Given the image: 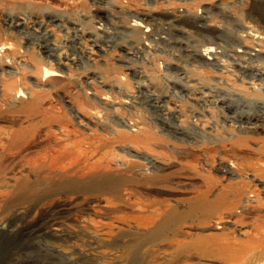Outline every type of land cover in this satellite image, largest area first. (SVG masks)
Wrapping results in <instances>:
<instances>
[{
  "label": "rangeland",
  "instance_id": "1",
  "mask_svg": "<svg viewBox=\"0 0 264 264\" xmlns=\"http://www.w3.org/2000/svg\"><path fill=\"white\" fill-rule=\"evenodd\" d=\"M104 2L0 0V264H264V119L248 133L241 116L264 115V0ZM206 10L213 25L195 28ZM154 21H181L191 50L225 52L205 64L143 48ZM221 57L239 77L219 85ZM203 93L237 119L200 107ZM174 109L177 125L164 120ZM221 191L234 206L207 211ZM226 242L251 249L226 259Z\"/></svg>",
  "mask_w": 264,
  "mask_h": 264
},
{
  "label": "bare ground",
  "instance_id": "2",
  "mask_svg": "<svg viewBox=\"0 0 264 264\" xmlns=\"http://www.w3.org/2000/svg\"><path fill=\"white\" fill-rule=\"evenodd\" d=\"M101 1V2H100ZM98 0V2L99 3H101L102 5H105L104 3V1H108V0ZM107 3V2H106ZM105 7H106V5H105ZM106 9V8H105ZM175 9V8H174ZM220 10V9H219ZM166 12L167 13H171V17H177V16H181L182 15V13L184 12V10L182 9V8H179V9H175V10H173V9H167L166 10ZM220 15H222L223 16V18L227 21L228 20V18H229V15H228V12L227 11H224V10H220V11H217ZM206 13H208V10H206L205 12L203 11V13H201V12H199V19H197L196 21H194V23H195V28H197V29H203L205 26H212L213 24L212 23H210V22H212L211 21V18H210V16L209 15H207ZM217 13V14H218ZM209 14V13H208ZM57 19H58V17L55 19V21H57ZM6 20V19H5ZM24 20V19H23ZM210 21V22H209ZM23 22V21H22ZM166 22V21H165ZM179 22H181V21H179ZM158 23V25H160V27H158V29L156 30V31H158V32H155V29H156V23H155V21H154V29L151 31V33H146V31L144 30L143 31V33L145 34V35H148L149 37H155V40L156 41H161L164 45H166L168 48H170V50H173V52L176 54V56L177 57H179V56H183L182 54H185L184 56H189L190 57V59L192 60V59H194V60H204L205 58L207 59V60H212V59H210L209 57V54H206L205 53V55H204V51L203 50H200V49H198V50H194V49H190L191 48V46L192 45H190L189 43H188V38H189V36H188V33H187V31L184 29V28H182L178 23H177V25L176 24H167V25H164V24H162L161 22H157ZM21 24V23H20ZM22 24H24V23H22ZM21 24V25H22ZM14 25V24H13ZM25 25V24H24ZM150 25V24H149ZM18 27H19V25H18ZM23 27V26H22ZM13 28H14V26H13ZM244 28L247 30L248 29V25H244ZM16 29V28H15ZM250 30H252V29H250ZM249 30V31H250ZM103 32L105 33L106 31H105V27L103 28ZM116 33H114L117 37H120V35H118V34H124L125 32H122V31H115ZM251 32V31H250ZM249 33V32H248ZM106 34H110L109 32H106ZM253 34V33H252ZM152 35V36H151ZM164 35V36H163ZM182 35H184V37H182ZM219 35L222 37V38H228V36L227 35H225L223 32H220L219 33ZM204 36H206V35H204ZM112 37H115L114 35H112ZM252 38V37H251ZM218 44H220L219 45V47L218 48H220V50L218 49L216 52H213L211 55L213 56V57H216V56H220L221 54H223L225 51H224V44H223V42L222 41H220V40H218L217 42H215V45H218ZM240 46V41H239V37L237 38V40H236V47H237V50H236V48L235 47H233V45H231V50H230V56H232V55H235L237 52L239 53V49L238 48H240L239 47ZM7 48V47H6ZM46 49H47V47H45ZM48 48H50L49 46H48ZM53 49V48H52ZM52 49H49V50H52ZM241 49V48H240ZM46 51H48V50H46ZM45 51V52H46ZM55 50H53V52H54ZM136 51H138V50H136ZM135 50H134V52H136ZM44 52V53H45ZM51 51H49V53H50ZM243 51H241V53H242ZM139 53V52H138ZM50 55V54H49ZM256 55V54H255ZM53 57V56H52ZM134 57V56H133ZM136 57V56H135ZM190 59H188L184 64L185 65H190L189 64V62H190ZM202 60V61H203ZM216 60H218V59H214V61H216ZM133 61H135L134 59H129V63H132ZM204 62L205 64H214L215 62ZM193 62H196V61H193ZM170 65H172V64H169V66ZM180 67V66H179ZM175 67H173V66H171V67H169V69H174ZM134 72V77L135 78H140L141 77V74H142V72L141 71H136V70H133ZM185 71V69H181V70H179L178 72H177V74H176V77H179V72L182 74L183 72ZM260 71V70H259ZM47 72H50V71H47ZM131 72V71H130ZM171 73H173V72H171ZM259 73H261V71L259 72ZM52 74V73H51ZM162 74V73H161ZM173 74H175V73H173ZM262 75H263V73H261ZM53 75H57V73H53ZM187 75V74H186ZM261 75V76H262ZM260 76V77H261ZM142 77H143V75H142ZM179 78H182V77H179ZM178 78V79H179ZM183 80H184V78H182ZM180 80V79H179ZM177 81V80H176ZM182 81V80H181ZM193 81V80H192ZM261 81H263V77H262V80ZM178 82V81H177ZM184 82V81H183ZM187 83H189L188 81H187ZM184 84H186V81H185V83ZM262 86H264V84L262 83ZM178 87V86H177ZM179 88V87H178ZM189 90V92L192 94V89H188ZM5 91H6V93H8V95H10V96H12V98H13V101L15 102V103H17V90H16V88H15V86L14 85H9V84H7V87L5 88ZM176 92H177V90H176ZM178 93V92H177ZM187 95V94H186ZM178 96V95H177ZM202 96H203V99H200V98H196V100H198L199 102H201V103H199V106L200 107H202V106H204V107H206V106H208L207 105V102H206V100L207 99H211V101L213 102V103H215V104H217L218 106H220V107H222V110H224V113L227 115V118H229L228 119V121H232L233 119H235V117L234 116H232L231 114H234V112L236 111V112H238V110L239 109H236L235 108V110L232 112V110L231 109H228L229 110V112H230V114H229V112L227 111V108L229 107L230 108V106H231V103H230V101L227 99V98H224V99H221V100H213V98L211 97V98H207V95L205 94V93H203L202 94ZM17 100V101H16ZM192 100H194V99H192ZM157 104H158V106L159 107H161L162 109H164L165 110V108L164 107H162V105L160 104V101L158 102H156ZM33 107L32 106H28L27 108H26V110L27 111H30L31 109H32ZM203 109H205V108H203ZM171 113V115H172V117L174 118H172V117H168V114H164L165 116V118H164V120L165 121H167V122H171L170 120H173V123L175 122V121H178V122H180L179 121V119H178V117L180 116V114H179V111L177 110V109H174L172 112H170ZM244 114V115H243ZM241 116L243 117V118H245L246 119V123H243V124H246L247 126L246 127H244V130H249V129H254V130H256V128H258L259 126H258V124H259V122L260 121H262L263 119H264V115H262L261 114V116H259V115H257V116H259V119L258 118H256L255 117V119H257V120H255V122L253 121V117L250 115V114H246V113H242L241 114ZM94 117V116H93ZM236 119H237V117H236ZM240 119V118H239ZM196 122V121H195ZM194 121H192L191 123L192 124H196ZM236 122H239V121H236ZM242 122V121H241ZM263 122V121H262ZM240 123V122H239ZM174 124H176V123H174ZM242 124V123H241ZM169 125V124H168ZM177 125V124H176ZM262 125V124H261ZM264 125V124H263ZM230 126H231V124H230ZM232 127V126H231ZM240 127V126H239ZM242 127V126H241ZM243 128V127H242ZM261 128V127H260ZM182 131V130H181ZM258 131V130H257ZM257 131H255V132H257ZM248 133L249 132H251V133H253L251 130H249V131H247ZM254 132V133H255ZM25 133V130H24V128H22L21 130H18V131H16L15 132V137H17V138H19V137H21V136H23V134ZM183 133V132H182ZM131 149V148H130ZM130 149H128L129 151H130ZM224 191V190H223ZM228 191V190H227ZM226 192V191H225ZM205 200H206V202H204L203 203V205H204V208L207 210V211H209V212H212L213 210H220V209H225L227 206H230V207H233L234 206V204H228L227 203V199H226V194L224 193V192H220V193H218L217 194V196L212 200V201H209L208 199H206L205 198ZM172 217H176V214L174 213L173 214V216ZM170 222V219L169 220H167V223H169ZM4 228H5V226L2 224L1 225V227H0V230L2 229V230H4ZM6 229V228H5ZM220 248H222V250H221V254H222V256H224V258H226V259H228V258H237V257H240V256H242V254L244 253V252H247V251H250V249H251V247L250 246H243V247H241V249L239 248V249H237V248H235V246L233 247L229 242L227 243H222L221 244V246H220ZM130 251H135V248H131L130 249ZM245 255V254H244ZM243 255V256H244Z\"/></svg>",
  "mask_w": 264,
  "mask_h": 264
},
{
  "label": "built area",
  "instance_id": "3",
  "mask_svg": "<svg viewBox=\"0 0 264 264\" xmlns=\"http://www.w3.org/2000/svg\"><path fill=\"white\" fill-rule=\"evenodd\" d=\"M124 7V6H123ZM122 7V8H123ZM178 24H180L184 29H185V27L183 26V23H179V22H177ZM177 23H173V24H176L177 25ZM217 23H224V21L222 20V22H218L217 21ZM168 24H172V23H168ZM101 25V24H100ZM152 26L151 27H147V26H142V28H144L145 29V31H146V33H151V31L154 29V25L153 24H151ZM158 27H160V26H158V25H156V29H155V32H158V31H156L157 29H158ZM98 28H100V29H102V27H98ZM248 28H249V26H248ZM187 30V29H186ZM188 31V30H187ZM236 33V30H233V33L232 34H234V36L236 35L235 34ZM141 35V37H140V39H141V43H142V47L144 48V47H150V43H151V40L152 41H154V45L156 44V46H157V41L155 40V37H149L148 35H145V34H140ZM152 36V35H151ZM164 36V35H163ZM201 36V38H202V41H204L205 39H208L209 40V36H202V34L200 35ZM182 37H184V35H182ZM209 45V47H204L202 50L204 51V55H205V53L206 54H209V58L210 59H212V60H207L206 58L203 60L204 62L206 61V62H213L214 61V59H219V55L218 56H216V57H213L211 54L213 53V52H216L218 49L220 50V48H218L219 47V45L220 44H218V45H215V44H212V43H210V44H208ZM240 51H239V53H241V49L240 48H238ZM157 50L158 51H162L161 49H159V47L157 46ZM163 52V51H162ZM164 53V52H163ZM165 54V53H164ZM182 55H185V54H182ZM175 57V56H174ZM173 57V58H174ZM172 58V59H173ZM171 59V60H172ZM166 60H170V59H165L164 61L166 62ZM221 61H222V64L219 66V67H213V70H214V74L217 76V78H218V80H219V85L220 84H222V82H223V76L221 75L222 73H224V74H229L231 77H235L236 79L239 77L237 74H235L234 72L232 73L231 72V67H232V65L234 64V61H232L231 59H229L228 57H221ZM200 63H193L192 62V64H190L189 66H187L188 68L189 67H191L192 65H196V64H199L202 68H205V67H203L202 65H203V62L202 61H199ZM224 63H226V64H224ZM235 65H239L237 62H235ZM186 68H185V71L181 74L180 72H179V77H182V78H184V76L186 75ZM177 74V70L175 71V75ZM168 75V73H167V69H166V67H165V76H167ZM214 94V93H213ZM131 96H128L129 97V99H132V98H135L136 96H134L133 94H130ZM128 102H129V100H128ZM127 102V103H128ZM207 105H209V106H214L215 107V110H216V108H217V104H212V101H211V99L209 100V99H207Z\"/></svg>",
  "mask_w": 264,
  "mask_h": 264
}]
</instances>
